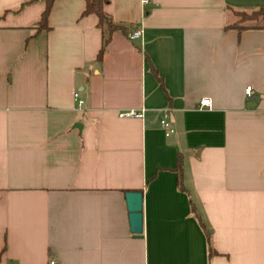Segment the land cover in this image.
<instances>
[{"label": "crops", "instance_id": "1", "mask_svg": "<svg viewBox=\"0 0 264 264\" xmlns=\"http://www.w3.org/2000/svg\"><path fill=\"white\" fill-rule=\"evenodd\" d=\"M85 5L0 0V264H264V0Z\"/></svg>", "mask_w": 264, "mask_h": 264}, {"label": "trees", "instance_id": "2", "mask_svg": "<svg viewBox=\"0 0 264 264\" xmlns=\"http://www.w3.org/2000/svg\"><path fill=\"white\" fill-rule=\"evenodd\" d=\"M45 3V10L41 15V20L39 22V29L47 28V19L50 13L51 6L55 0H42ZM108 0H86L85 10L82 13L83 16L93 14L98 18V27L103 31V38L101 43V48L97 55V61H101L102 56L105 52L106 46L109 44L111 35L116 31H121L124 33V28L120 25L115 24L112 19L104 12L103 7L107 4ZM237 21L225 29H235L240 34L242 31L247 29L256 28L264 29V9H259L257 11L246 12H235L234 13ZM177 173L179 177V187L183 188L181 181V166L180 162L177 165Z\"/></svg>", "mask_w": 264, "mask_h": 264}, {"label": "built area", "instance_id": "3", "mask_svg": "<svg viewBox=\"0 0 264 264\" xmlns=\"http://www.w3.org/2000/svg\"><path fill=\"white\" fill-rule=\"evenodd\" d=\"M148 3V0H143V4H147ZM141 36V30H135L131 33V39H137ZM246 94L247 96H250L251 95V90L250 88H247L246 89ZM77 94L74 95L75 98H77ZM82 106H83V102L80 101V100H77V107L79 109H82ZM210 106V103H209V100L208 99H202L200 102H199V108L202 109V108H206V107H209ZM119 117H123V118H126V117H131V118H142L143 117V111H139V112H136V111H128V112H124V113H120L119 114ZM160 126L161 128L163 129V132H164V135L166 137L170 136L173 134V130H172V127L168 121V116H167V113L164 112L163 113V116L160 120ZM50 264H54V262H50Z\"/></svg>", "mask_w": 264, "mask_h": 264}, {"label": "water", "instance_id": "4", "mask_svg": "<svg viewBox=\"0 0 264 264\" xmlns=\"http://www.w3.org/2000/svg\"><path fill=\"white\" fill-rule=\"evenodd\" d=\"M126 199L131 230L140 233L142 223V194L128 193Z\"/></svg>", "mask_w": 264, "mask_h": 264}]
</instances>
